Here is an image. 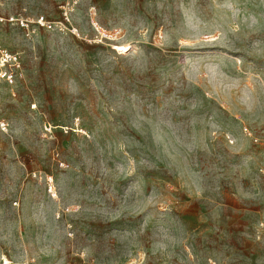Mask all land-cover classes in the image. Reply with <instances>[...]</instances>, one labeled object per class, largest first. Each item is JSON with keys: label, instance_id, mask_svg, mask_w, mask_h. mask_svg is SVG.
I'll return each instance as SVG.
<instances>
[{"label": "rangeland", "instance_id": "rangeland-1", "mask_svg": "<svg viewBox=\"0 0 264 264\" xmlns=\"http://www.w3.org/2000/svg\"><path fill=\"white\" fill-rule=\"evenodd\" d=\"M0 15V264H264V0Z\"/></svg>", "mask_w": 264, "mask_h": 264}, {"label": "built area", "instance_id": "built-area-1", "mask_svg": "<svg viewBox=\"0 0 264 264\" xmlns=\"http://www.w3.org/2000/svg\"><path fill=\"white\" fill-rule=\"evenodd\" d=\"M6 22H11V23H16L19 24L21 27L27 28L28 27V21L26 18H16V17H4L0 15V23H6ZM38 25L52 28L54 23L52 22H47L43 16H41L37 20ZM61 23V22H60ZM0 63L2 64H15L17 63V57L12 55L10 52H8L5 48H3L2 44L0 43ZM246 131L251 134L248 129Z\"/></svg>", "mask_w": 264, "mask_h": 264}]
</instances>
